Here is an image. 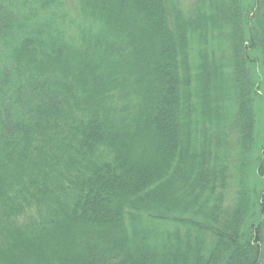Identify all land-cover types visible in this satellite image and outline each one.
<instances>
[{
	"label": "trees",
	"instance_id": "1",
	"mask_svg": "<svg viewBox=\"0 0 264 264\" xmlns=\"http://www.w3.org/2000/svg\"><path fill=\"white\" fill-rule=\"evenodd\" d=\"M185 2L0 0V264H264V0Z\"/></svg>",
	"mask_w": 264,
	"mask_h": 264
},
{
	"label": "rangeland",
	"instance_id": "2",
	"mask_svg": "<svg viewBox=\"0 0 264 264\" xmlns=\"http://www.w3.org/2000/svg\"><path fill=\"white\" fill-rule=\"evenodd\" d=\"M183 2H185V0H183ZM187 3V2H185ZM73 18V16H72ZM256 106H257V110L258 111V121H259V124L257 125V130L259 131H263L264 132V115H263V110H264V106L262 104V102L260 100H258V102L256 103Z\"/></svg>",
	"mask_w": 264,
	"mask_h": 264
}]
</instances>
